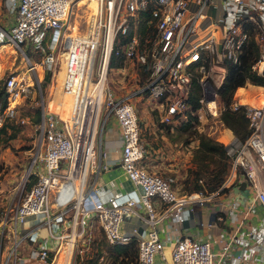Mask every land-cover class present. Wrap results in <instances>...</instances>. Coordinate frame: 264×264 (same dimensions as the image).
<instances>
[{"label": "built area", "instance_id": "1", "mask_svg": "<svg viewBox=\"0 0 264 264\" xmlns=\"http://www.w3.org/2000/svg\"><path fill=\"white\" fill-rule=\"evenodd\" d=\"M72 1L4 0L12 20L6 28L0 26V45L39 53L37 63L25 58L28 79L31 73L35 79L36 66L51 68L59 44L60 85L70 104L64 117L39 109L36 129L41 161L31 164L27 174L32 173L34 181L9 223L0 221V240L8 234L13 238L2 264L31 259L46 263L59 241L66 244L72 236L73 246L79 237L88 239L93 222L109 244L134 239L136 264L251 262L254 254L264 253V86L259 85L261 90L251 95V102H242L235 93L241 86L233 91L228 108L242 111L248 133L243 140L230 134L223 142L228 170L210 192L182 193L173 176L143 167L144 147L133 103L137 97L158 102L159 121L165 124L182 121L188 113L199 119L200 111L220 120L224 106L218 89L227 64H239L243 56L250 71L264 78V0H93L85 33L66 31ZM47 34L52 35L50 41ZM249 42L256 50L251 57L245 47ZM110 54L146 72L133 92L116 97L107 86ZM193 81L199 96L198 106L191 110L188 99ZM3 87L6 105L0 111V125L14 117L16 104L29 90L16 73L4 79ZM111 117L119 131L118 164L125 178L140 188L138 194H103V188L95 185L98 173L108 166L101 134ZM242 184L246 197L240 201ZM205 204L211 205L214 219L222 220L224 215L233 225L229 240L212 250L211 240L180 236L165 257L158 225L164 220L180 224L195 205ZM256 206L261 208L257 222H245ZM236 209L240 218L234 216ZM129 218L135 219L137 227L124 231L121 224ZM138 226L144 229L141 233ZM234 244L240 253L232 256ZM18 247L27 254H19ZM258 262L264 264V257Z\"/></svg>", "mask_w": 264, "mask_h": 264}, {"label": "rangeland", "instance_id": "2", "mask_svg": "<svg viewBox=\"0 0 264 264\" xmlns=\"http://www.w3.org/2000/svg\"><path fill=\"white\" fill-rule=\"evenodd\" d=\"M89 1L73 0L71 2L65 22L66 31L72 29V32H87V19L91 20ZM2 2L3 0L0 1V23L7 25L12 20V14L1 6ZM48 37L50 41L52 35L48 36L47 34V40ZM21 48L23 49L19 50L10 44L0 45V84H3L7 76L16 73L22 76L29 85L28 92L15 106L14 117L8 121L17 128L15 136L7 139L3 133L0 134V221H4L6 224L9 223L13 210L27 189V185L31 183L33 175L32 173L27 174L31 164L35 162L36 165H39L41 161L40 154H38V130L36 129V123L32 119L35 109L43 108L46 111L56 112L57 101L61 99L62 95L69 101L68 96L62 92L60 85L62 77V63L60 61L62 58V47L59 44L56 45L54 51L55 62L51 68L36 66V71L34 72L36 77L34 79L31 73L30 80L25 70V58L37 63L40 54L27 51L22 46ZM45 71L49 72V77L47 82L43 84L42 76ZM141 79L139 67L129 61H125L122 68H110L106 73V84L116 97L133 92L142 84L143 80ZM250 89L247 88V90ZM237 95H240V93H237ZM133 103L138 120L139 138L140 117L138 118V116H142V114L149 115V119L154 122V127L152 128L154 133L161 128L162 135L167 140V150L171 152L170 154H175V158L172 159V162L176 163V166L173 167L175 171H170L175 176V186L178 191L187 193L181 190L180 180L187 177L188 168L194 167L192 154L197 146L196 137L201 135L204 137L209 136V138L223 144L225 140L222 137L226 133V130L223 129L229 128L225 127L217 116L209 117L201 111L199 119L189 117L190 120L187 126H180V124L184 123L188 118L182 120V123L171 120L168 125L159 121L162 117V112L158 108V102H151L146 98L142 97L140 99V97H137ZM66 111L62 110L58 113L64 117ZM19 118H23L25 122H20ZM230 132L233 134L231 130ZM151 134L153 135V133ZM158 134L157 132V136ZM36 168L38 166L33 167V169ZM89 233L90 237L86 240L79 237L65 258L62 255L66 251V244L59 241V246L56 245L53 250L49 251L46 263L31 259L17 264H120V257H117L112 250L107 249L109 243L104 239L96 222L92 223ZM12 239V236L8 234L4 235L0 240V264L3 262V257ZM26 251L21 248L19 254L22 252V254H27ZM125 264L135 263L126 261Z\"/></svg>", "mask_w": 264, "mask_h": 264}, {"label": "crops", "instance_id": "3", "mask_svg": "<svg viewBox=\"0 0 264 264\" xmlns=\"http://www.w3.org/2000/svg\"><path fill=\"white\" fill-rule=\"evenodd\" d=\"M1 6L5 7L4 0ZM88 6L91 10H93L94 1L90 0ZM0 26L6 28L8 24L3 25V23H0ZM139 117L140 142L144 147V155L142 159L143 167L149 172L173 176V173L170 171H175L173 167L176 166V163L172 162V159L175 158V154H170L171 152L167 150V140L162 135V129L159 128L157 130L159 133L157 136V132L154 133L152 129L154 127V122L149 119V115L142 114V116L139 115L138 118ZM151 133H153V135ZM101 142L102 148L106 152L105 159L108 162V166L106 169L98 173L95 185H97V187L103 188V194H106L110 191H121L124 193L134 192L138 194L140 192L139 188L133 186L125 178L121 167L118 164L120 147L119 131L113 117L108 119L103 128ZM245 197L246 192L242 184L239 200L241 201ZM210 209L211 205L208 204L202 206L195 205L190 217L182 223L178 224L164 220L160 225H158V237L163 241V253L165 257L167 256L172 243L180 236H188L196 240H211L212 250H216L223 242L229 240V234L233 230V225L227 220L226 217H224V215H222V220L214 219ZM233 213L236 218H240V214L237 209ZM260 215L261 208L260 206H256L254 213H250L245 217V222L255 224L257 222V217ZM132 227H137L134 218H129L123 221L121 224V228L124 231L130 230ZM143 230L144 229L141 226H138V231L140 233ZM239 253L240 247L234 244L231 249V255L234 256ZM259 257H264V253L258 252L254 254L253 260L251 262L239 260L231 263L229 260H224L220 264H259ZM156 261L159 262L158 257L156 258Z\"/></svg>", "mask_w": 264, "mask_h": 264}, {"label": "trees", "instance_id": "4", "mask_svg": "<svg viewBox=\"0 0 264 264\" xmlns=\"http://www.w3.org/2000/svg\"><path fill=\"white\" fill-rule=\"evenodd\" d=\"M250 57L256 52L255 47L249 42L245 46ZM124 64L122 56H115L110 54L108 61V70L110 68H120ZM107 70V71H108ZM139 74L144 80L146 72L139 70ZM49 77V72L45 71L42 76V83H46ZM4 83V81H3ZM244 85V86H243ZM259 85L264 86V78L252 73L248 67L247 58L241 56L239 64H227L226 73L224 79L218 89L220 100L224 106L219 118L222 124L229 128L236 138L243 140L247 133L246 119L241 110L231 111L228 108V103L231 99L232 93L236 88L235 93H240V100L248 101L252 100L251 95L260 91ZM247 88H251L247 90ZM199 96V88L194 83L191 84L189 92V104L192 109L198 106L197 98ZM6 105V92L4 91L3 84H0V111ZM190 114H187L188 120L180 126L188 125ZM33 122L37 123L39 120V108H36L33 114ZM9 119L5 118L0 125V134H4L7 139L12 138L16 134V127L8 122ZM169 125V124H168ZM230 137V132L226 130L223 137ZM197 146L193 150L192 162L193 168L187 169V177L182 178L181 190L187 193L193 191H206L210 192L215 190L223 181L225 174L228 170V156L225 152L224 145L216 142L212 138L197 136ZM32 177V176H31ZM34 181V176L31 178ZM31 180V182H32ZM29 184L27 185L28 188ZM107 249L112 250L115 255L120 257V264H125L126 261H133L136 264V246L134 239H131L126 244H109ZM124 261H123V260ZM123 261V262H122Z\"/></svg>", "mask_w": 264, "mask_h": 264}, {"label": "bare ground", "instance_id": "5", "mask_svg": "<svg viewBox=\"0 0 264 264\" xmlns=\"http://www.w3.org/2000/svg\"><path fill=\"white\" fill-rule=\"evenodd\" d=\"M73 30L72 29H70V32H72ZM73 33V32H72ZM69 98V97H68ZM251 101H253V98H252V100H250V102ZM70 104V101H68L67 99H66V97L65 96H61V99L59 100L58 99V101H57V104H56V107H55V111L56 112H59V111H62V110H67L66 108L68 107V105ZM66 113H67V111H66ZM66 115V114H65ZM64 115V116H65ZM231 134V133H230ZM229 137H223V140H227ZM73 233H71V235H72ZM72 243H73V238H72V236L70 237V239L69 240H67V242H66V251L64 252V255H62V257L64 256V258L67 256V254L68 253H70V251L72 250L71 249V247H72ZM61 255V254H60ZM61 257V256H60ZM64 258H62V260H64ZM58 262V261H57ZM65 264V263H64Z\"/></svg>", "mask_w": 264, "mask_h": 264}, {"label": "water", "instance_id": "6", "mask_svg": "<svg viewBox=\"0 0 264 264\" xmlns=\"http://www.w3.org/2000/svg\"><path fill=\"white\" fill-rule=\"evenodd\" d=\"M139 188V187H138ZM139 190H140V188H139Z\"/></svg>", "mask_w": 264, "mask_h": 264}]
</instances>
